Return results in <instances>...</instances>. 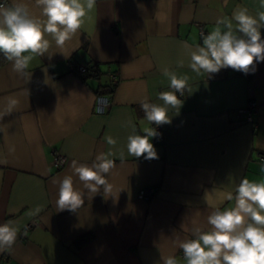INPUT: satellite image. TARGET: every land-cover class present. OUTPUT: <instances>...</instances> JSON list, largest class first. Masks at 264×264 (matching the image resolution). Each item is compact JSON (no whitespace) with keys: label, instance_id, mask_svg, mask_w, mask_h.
I'll return each mask as SVG.
<instances>
[{"label":"crops","instance_id":"obj_1","mask_svg":"<svg viewBox=\"0 0 264 264\" xmlns=\"http://www.w3.org/2000/svg\"><path fill=\"white\" fill-rule=\"evenodd\" d=\"M23 2L40 15L35 0ZM237 7L254 17L264 11L261 0H96L63 48L52 41L23 72L0 54V224L18 228L0 264H163L168 256L186 264L179 243L190 233L180 225L207 229L213 209L234 206L224 194L241 178L264 180L257 155L264 152V62L247 75L231 68L197 74L183 47L202 44L200 28L207 34ZM93 64L97 76H80L79 66ZM165 68L187 76L188 88L177 93L180 109L168 111L171 123L156 126L140 101L162 104L159 93L170 90ZM111 73V104L99 114L95 95L111 87ZM249 100L256 102L252 123L242 112ZM133 128L140 135L158 129L160 139L151 138L157 159L128 154ZM101 152L115 165L111 193L85 190L76 211L58 210L53 179L71 174L73 160L90 165ZM58 153L66 157L61 168ZM147 186L157 188L150 199L139 196Z\"/></svg>","mask_w":264,"mask_h":264},{"label":"clouds","instance_id":"obj_2","mask_svg":"<svg viewBox=\"0 0 264 264\" xmlns=\"http://www.w3.org/2000/svg\"><path fill=\"white\" fill-rule=\"evenodd\" d=\"M40 15H33L23 0L11 4L0 3V54L12 62L13 68L23 72L35 56L49 52L51 42L63 48L85 23L96 0H35ZM264 7V0H261ZM235 22V27L233 24ZM264 11L257 16L249 14L246 7H237L231 18L218 17L216 27L207 34L201 33L202 44H183L190 58L189 67L197 74L211 75L221 69L231 68L244 74L254 72L259 62H264ZM51 56V55H49ZM183 60L178 61L183 66ZM163 75L169 80V91L159 93L162 104L140 101L146 120L160 126L171 123L169 109H180L178 98L188 88V77L178 76L168 68ZM127 137V152L135 158L157 159L151 138L158 133L155 128L143 129L144 135ZM106 142L114 145L116 140L108 136ZM111 153H98L89 164L73 160L71 174L53 179L58 185L55 201L58 210L76 211L83 203L85 190L95 195L103 188L110 194L112 185L107 176L114 168ZM75 178V179H74ZM78 180L82 187H77ZM226 201H235L230 208L216 207L207 216V229L198 226L181 229L190 238L179 243L186 264H264V180L252 181L241 178L234 192L224 194ZM40 211L37 207L33 214ZM18 228L11 222L0 224V251L10 250L16 242ZM163 264H178L175 256L163 258Z\"/></svg>","mask_w":264,"mask_h":264},{"label":"built area","instance_id":"obj_3","mask_svg":"<svg viewBox=\"0 0 264 264\" xmlns=\"http://www.w3.org/2000/svg\"><path fill=\"white\" fill-rule=\"evenodd\" d=\"M0 3H7V1H3L1 0ZM204 33V30L202 28H200V33ZM262 39H264V36H262ZM78 71L81 74H84L85 72V68L83 65L78 67ZM116 82V76L114 74H109L108 75V84L109 85H113ZM111 101H110V97L108 94H96L95 95V100H94V110L96 113L102 114L104 113L110 106ZM256 109V102L253 100H249L245 106V108L242 109V112L245 114L246 116V121L252 123L253 121V113L255 112ZM156 132L158 133V129H155ZM159 136V133L158 135ZM160 139V136H159ZM258 158L260 161L264 162V152H259L258 154ZM66 161V157L61 154H55V159H54V164L56 166V168H61L64 166ZM157 188L155 186H147L144 188H141L139 190V196L144 198V199H150L156 192ZM34 223L31 222L29 224H27V228H30Z\"/></svg>","mask_w":264,"mask_h":264},{"label":"trees","instance_id":"obj_4","mask_svg":"<svg viewBox=\"0 0 264 264\" xmlns=\"http://www.w3.org/2000/svg\"><path fill=\"white\" fill-rule=\"evenodd\" d=\"M1 57V56H0ZM3 57L0 58V63H3L4 62V59H2ZM96 66H98V64H93L92 66H89V67H84L85 68V72L84 74H81L80 73V76L83 75H87L88 73L90 72H93V74L95 73L94 71L97 70ZM99 68V67H98ZM88 72V73H87ZM96 75V74H94ZM98 75V74H97ZM96 75V76H97ZM112 92V86L111 87H106V86H102L101 88H99V90L97 91V94H109ZM156 140V139H155Z\"/></svg>","mask_w":264,"mask_h":264}]
</instances>
